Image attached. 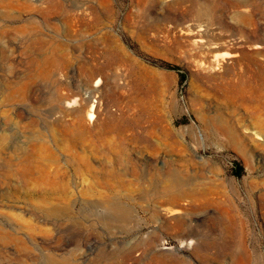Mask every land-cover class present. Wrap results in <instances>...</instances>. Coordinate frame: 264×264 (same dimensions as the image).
<instances>
[{
    "label": "rangeland",
    "instance_id": "rangeland-1",
    "mask_svg": "<svg viewBox=\"0 0 264 264\" xmlns=\"http://www.w3.org/2000/svg\"><path fill=\"white\" fill-rule=\"evenodd\" d=\"M51 257L264 264V0H0V264Z\"/></svg>",
    "mask_w": 264,
    "mask_h": 264
},
{
    "label": "bare ground",
    "instance_id": "bare-ground-1",
    "mask_svg": "<svg viewBox=\"0 0 264 264\" xmlns=\"http://www.w3.org/2000/svg\"><path fill=\"white\" fill-rule=\"evenodd\" d=\"M166 1H171V3H180L182 0H166ZM188 30H185V31H188ZM238 55H239V51H236L235 53L233 52V54H232L233 57H237ZM101 84H102V78H101V76H99V78L95 81L93 86L86 92L87 99L85 97H84V99L87 101L88 97H90L93 93H96V91H100L101 90V88H100ZM238 90L241 91V89H238ZM94 107H95V103H92L88 109L87 116H88L89 121H92L95 118V113L93 112ZM155 192L158 196H166V195L172 196L174 201H180L182 198H185L188 196V192L183 191V190H181V191L178 190V188L176 187V184H175L174 177L171 179H168L167 181H162V182L157 181L155 183ZM193 198L196 199L197 195L195 194L194 191L189 190V199H193ZM107 204H108V208L110 210H112V212L117 213V216L121 215V218H128L130 216L129 211L127 209L123 210L120 207L119 203L115 199L108 200ZM63 211H64V209L62 208V206L55 205V206H52L50 208L43 209L42 212L46 215H57V214L62 213ZM156 211H157V213H156L157 215L162 214L163 215L162 217H164L167 222H170L171 219L181 220V218H182L181 215H183L185 213V207L182 205H179L175 209H171V208H167V207L159 204L157 206ZM189 232L191 233V231H189ZM192 240H194V239H192ZM192 240L189 241V247H191V245L193 243ZM47 264H69V263L65 262V261H63V262L60 261L58 263L57 260H55L54 258L51 257Z\"/></svg>",
    "mask_w": 264,
    "mask_h": 264
},
{
    "label": "trees",
    "instance_id": "trees-1",
    "mask_svg": "<svg viewBox=\"0 0 264 264\" xmlns=\"http://www.w3.org/2000/svg\"><path fill=\"white\" fill-rule=\"evenodd\" d=\"M168 66L172 67V65H168Z\"/></svg>",
    "mask_w": 264,
    "mask_h": 264
}]
</instances>
